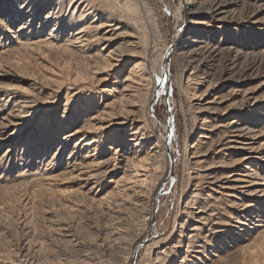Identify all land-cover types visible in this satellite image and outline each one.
Segmentation results:
<instances>
[{"label": "rangeland", "instance_id": "rangeland-1", "mask_svg": "<svg viewBox=\"0 0 264 264\" xmlns=\"http://www.w3.org/2000/svg\"><path fill=\"white\" fill-rule=\"evenodd\" d=\"M181 2L0 0V264H264V0L220 15L206 12L210 0H195V12ZM84 26L98 27L84 47L98 60L74 37ZM199 46L206 52L191 61ZM138 59L149 85L129 77ZM234 124L256 127L203 143L204 163L189 150ZM95 135L73 171L68 151ZM237 138L256 149L252 160H238L250 151ZM136 139L163 140L162 171L111 197ZM246 163L259 183L230 187L241 182L229 172ZM205 204L211 222L189 215ZM197 223L210 243L186 252ZM153 238L161 243L148 257Z\"/></svg>", "mask_w": 264, "mask_h": 264}, {"label": "bare ground", "instance_id": "bare-ground-1", "mask_svg": "<svg viewBox=\"0 0 264 264\" xmlns=\"http://www.w3.org/2000/svg\"><path fill=\"white\" fill-rule=\"evenodd\" d=\"M236 1L237 0H231V1H228V0H210L209 4L207 5L206 12L211 13L213 15H220L223 13L230 12L231 11V9L229 7L230 3H235ZM236 3H238V2H236ZM181 7L189 9L190 11H193V12H195L197 9H199V7L196 6L195 0H183V2H181ZM95 28H98V27H96V26L85 27L84 26L79 32L75 33L76 36H74V37L77 39V41H79L81 38H84L81 40L83 43L80 45V47L83 50L82 53H84L83 56L85 58H91V59L93 58V60L96 58V60H98L99 56L97 54L92 55V53H89V51H86L84 49L85 45H87V43L85 42V37H88V38L91 37L92 41H93V39H98L96 36L97 32H96ZM64 30H65V28H64ZM69 30H73V29H69ZM65 31L68 32V30H65ZM73 31L68 32L72 35V37H73ZM71 38H69V39H71ZM203 47L204 46H199V47L194 48L188 54L189 59L191 61H197V58L199 56H203L204 53L206 52V51H203V49H202ZM101 48H102V46H101ZM101 48H99V50ZM170 54H171V52H170V48H169V50L166 53H164L160 56V61H164V60L168 59L170 57ZM137 55L143 57L144 59L146 57L143 54H141V55L137 54ZM199 61H200V59H199ZM145 64H146L145 62L140 61L138 59L137 61H135L130 66L129 77L131 79L137 81L136 83H138L139 85H143V84L149 85L152 82L151 72L145 67ZM149 101H150V99H149ZM229 126H230V130L229 131L225 130L223 132L224 133L223 136L219 137L216 141L212 140V135H208L207 133L203 132L202 134H200L201 138L198 139V141L194 145L189 147V150H191L193 155L197 159H199L198 161L200 163L201 162L204 163L206 161V158L203 156H206V154H209V151H210V147L205 148V144L207 145L209 142H211L212 144L217 145V144L221 143L223 139H227V138L229 139V142L235 141L233 138H232L233 140H231L230 139L231 136L227 137V135L235 134V136H237V135L240 136L239 134L242 131H249V133H250V132H253L255 130V127H256V125H253V126L247 125L244 127V126H240V125H236V124L229 125ZM78 132H80V130L79 131L77 130V132L76 131L71 132V133H69L68 137L76 136L78 134ZM134 136H137V135L135 134ZM97 137L100 138L99 136L95 135V137L85 141V139H83L84 136H80V138H78L77 142L75 143L74 148H72L68 151V154H67L68 160L70 162L74 161L73 167H72L73 171H81V169H80L81 166L80 167H78V166L84 165L85 159H88V158H86V156H88L87 152H89L92 148L95 149V147H93L94 144H92V143H95L94 141H96ZM140 139H142V140L144 139L143 134L140 135ZM203 139L206 141H204ZM81 140L84 141L83 148L77 146ZM99 140L101 141L102 138H100ZM245 140H247V139H245ZM238 141H241V142H237V143L242 144L241 145L242 147H240L241 149H243L245 151H247V150L250 151L249 154H245V156L243 155L238 160H241V161L246 160V159L252 160V158L254 157V154L252 152L255 151L256 149L254 147L250 146V143L247 141H242L239 139H238ZM144 143H145V141L141 143V141L138 139H136L135 143H132V142L130 143L127 141L128 147L125 149V152L127 153L126 164L124 165L125 170L114 181L115 185H114L113 193L110 195L111 197L123 194L126 190L132 188V186H131L132 184H135V185L138 184V185L143 187L145 183L148 184V182H150L151 179H153L155 176H157L159 174V172L162 171V169H161L162 168V161H163V158L167 155V145L163 142V140H157L156 142H154V144L151 147L147 148V145L145 146ZM203 143H205V144L203 145ZM229 144H231V143H229ZM84 146L87 149H85ZM228 146L230 148L236 147V146H234V144L228 145ZM96 149H97V147H96ZM82 153H85V154H82ZM77 161H79L78 164L76 163ZM101 163H102V161L100 160V162H97L96 165H100ZM244 169L248 170V172L247 171L241 172L239 174H237V172H235L236 170H232L229 172V173H232V176H235L234 181L241 182L238 186H235L237 183H234V184L230 183V187H233V188L234 187H236V188L240 187V188H243V190H244V188H248L252 185L259 183L260 179L258 176L257 167H255V165L250 164V163H246ZM90 173H92V172H90ZM233 173H236V174H233ZM255 174H257V176ZM91 175H93V174H89V176H91ZM237 176H240V177H237ZM208 181L211 182L212 179L208 180ZM122 183H125V184L123 186H119V184H122ZM189 183L190 182H188L187 185H189ZM262 184H264V183H262ZM126 186H128V187L126 188ZM197 194H198V192L194 195H197ZM262 195L264 196V193ZM128 197H131V193L128 195ZM146 198H148L147 195H146ZM147 200L149 201V198ZM189 203L193 204V206H195L197 204L195 202L194 198L192 199V202H189ZM144 205H146V203ZM147 205L148 206H146L145 210H144V212L146 213L144 220H146V221L154 213L153 207H151L149 203ZM253 207L259 208V206H257L256 204H253ZM200 208L201 209L199 211H201V214L197 215V214H195L194 211L189 210V212H188L189 215L194 217L196 219V221L198 220V221L203 222V223L211 222V220H212L211 215L208 216L202 212L207 208V205L206 204L202 205V206H200ZM138 217H139V215H138ZM255 217L259 218V215H256ZM214 223H218V222L216 221ZM184 225H185V223H184ZM192 229H193V231H196V232H191V235L188 236V239L190 240L191 237H193L194 241H196V242L195 243L194 242L191 243V241L187 242L186 252H198V253L205 252V250L207 248V244L210 243V241H208L209 240L208 238L211 237V236H209L211 234H209V232H203V230H202L203 227L198 223L193 225ZM184 232L185 231L182 229L181 234H185ZM201 235L204 237L202 240L199 239ZM160 243H161L160 239L157 240V239L153 238L146 245V249H147L146 251H147L148 257L152 253V250L156 246H158ZM182 243L183 242L181 241L180 244L183 245ZM134 251L135 250H133L131 252L132 256L134 255ZM158 258L163 259V257H161L160 255H158Z\"/></svg>", "mask_w": 264, "mask_h": 264}]
</instances>
